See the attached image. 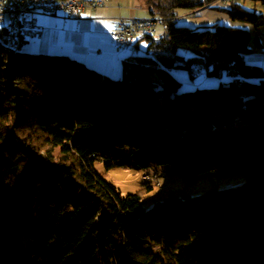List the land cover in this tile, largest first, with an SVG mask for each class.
Returning <instances> with one entry per match:
<instances>
[{
    "label": "trees",
    "instance_id": "1",
    "mask_svg": "<svg viewBox=\"0 0 264 264\" xmlns=\"http://www.w3.org/2000/svg\"><path fill=\"white\" fill-rule=\"evenodd\" d=\"M215 1L147 0L163 33L120 79L0 32V264H264V69L247 58L264 15L233 4L246 27L178 26ZM175 71L229 80L181 91ZM99 166L248 181L146 210L152 181L123 196Z\"/></svg>",
    "mask_w": 264,
    "mask_h": 264
},
{
    "label": "crops",
    "instance_id": "2",
    "mask_svg": "<svg viewBox=\"0 0 264 264\" xmlns=\"http://www.w3.org/2000/svg\"><path fill=\"white\" fill-rule=\"evenodd\" d=\"M146 2L147 0H109L104 8H86L79 20H72L65 13H60L58 17L39 14L36 21L43 28V34L27 45L40 52L66 55L83 61L88 67L111 77L115 73L121 74L123 59L134 51L120 53L116 50L112 37L116 21L119 17L142 19L151 16ZM229 4H214L207 9L185 12L181 15V20L188 22L191 28L212 26V22L226 23L230 20L226 13L231 8ZM247 29L253 37L254 28L247 26ZM258 36L260 44L251 39L247 58L251 65L264 69V26ZM145 42L137 40L138 49L141 50Z\"/></svg>",
    "mask_w": 264,
    "mask_h": 264
},
{
    "label": "rangeland",
    "instance_id": "3",
    "mask_svg": "<svg viewBox=\"0 0 264 264\" xmlns=\"http://www.w3.org/2000/svg\"><path fill=\"white\" fill-rule=\"evenodd\" d=\"M233 4H241L249 11H254L257 14H264V5L258 0H232L229 4L233 6ZM229 6V7H230ZM184 11L180 12V15L184 14ZM178 26H189L188 22H184L181 20V16L177 22ZM215 22H212V27L210 30L214 31ZM220 25L226 26H234V27H246L245 24L239 22H232L231 20H227L226 23L221 22ZM163 26H160L159 31L157 32V37L162 34ZM255 33H253L254 37ZM252 37V39H254ZM32 42V40H30ZM147 47V43H143L141 46V50H145ZM182 55H186L187 57L192 56L191 52L182 49ZM177 74L178 80L181 82L182 87L181 91H192L196 89H213L217 88L222 84L228 82V78L224 75L222 78H213L209 77L204 71L199 72L194 77L193 82L189 80L187 74L183 71H175ZM111 77V76H110ZM122 77V69L121 74L113 75L111 78L120 79ZM98 170L101 174H103L104 178L107 181L112 182L121 192L123 196H127L129 194H136L143 188L145 179L148 177H152L153 173H145L144 171H139L137 169H112L106 170L104 167L99 166ZM149 178V180H150ZM155 180L152 181L155 187V191L150 193L143 199V206L146 210L151 209L157 204H161L167 198L171 197L172 194L177 195L178 197L184 199L198 198L204 197L207 194L213 192L214 190H226L231 188H237L248 181V176L245 173H234L227 176L219 177L215 174H206L201 176L197 182L188 183L183 175L180 173L173 172L169 175H163L159 179V175H156ZM147 184V183H146Z\"/></svg>",
    "mask_w": 264,
    "mask_h": 264
},
{
    "label": "built area",
    "instance_id": "4",
    "mask_svg": "<svg viewBox=\"0 0 264 264\" xmlns=\"http://www.w3.org/2000/svg\"><path fill=\"white\" fill-rule=\"evenodd\" d=\"M109 0H0V32H6L7 42L21 45L24 40H34L43 34L37 23L39 14L58 17L65 13L72 20H79L88 7L104 8ZM232 0H216L214 4L225 6ZM163 19L149 16L142 19L119 17L112 33L115 48L122 53L127 50L138 51L137 40L156 35ZM155 176L146 181H154ZM150 178V180H149Z\"/></svg>",
    "mask_w": 264,
    "mask_h": 264
},
{
    "label": "bare ground",
    "instance_id": "5",
    "mask_svg": "<svg viewBox=\"0 0 264 264\" xmlns=\"http://www.w3.org/2000/svg\"><path fill=\"white\" fill-rule=\"evenodd\" d=\"M30 41V40H29ZM8 43V46L11 48V49H13V50H16V49H18L19 47H20V45H14V44H11V43H9V42H7Z\"/></svg>",
    "mask_w": 264,
    "mask_h": 264
}]
</instances>
